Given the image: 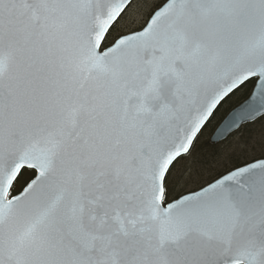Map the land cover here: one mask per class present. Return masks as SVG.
I'll return each mask as SVG.
<instances>
[{"label": "snow or ice", "instance_id": "obj_1", "mask_svg": "<svg viewBox=\"0 0 264 264\" xmlns=\"http://www.w3.org/2000/svg\"><path fill=\"white\" fill-rule=\"evenodd\" d=\"M136 3L0 0V264H264V155L172 195L234 89L215 137L264 119V0H162L112 36Z\"/></svg>", "mask_w": 264, "mask_h": 264}, {"label": "rangeland", "instance_id": "obj_2", "mask_svg": "<svg viewBox=\"0 0 264 264\" xmlns=\"http://www.w3.org/2000/svg\"><path fill=\"white\" fill-rule=\"evenodd\" d=\"M159 3H162V0H137V3L129 9V15L126 19L117 24L112 36H115L118 32H126L130 27L138 26L147 18L149 11ZM109 39H111V36ZM246 96L247 94L245 95L243 91H237L230 96L219 107L208 126L200 133L196 147L177 163L174 173L179 179L173 185V196L205 185L219 171L222 172L231 168L233 161H238L241 164L246 160H251L253 157L264 155V119L249 126H246L247 124L243 125L238 131L218 143L213 149L217 154L214 158H212V154L209 155L208 151L200 152L197 149L199 144H203L206 140L208 141L220 119L231 108L244 100ZM27 177H29V174L25 172L18 184L23 183Z\"/></svg>", "mask_w": 264, "mask_h": 264}, {"label": "trees", "instance_id": "obj_3", "mask_svg": "<svg viewBox=\"0 0 264 264\" xmlns=\"http://www.w3.org/2000/svg\"><path fill=\"white\" fill-rule=\"evenodd\" d=\"M253 83H254V81H248V82H246L243 86H241L237 91H243L244 94H245V95L247 94V96H248V94H249V92H250V90H251V88H252V86H253ZM237 91H235L234 93H236ZM234 93H233V94H234ZM233 94H231L230 96H232ZM242 95H243V93H242ZM230 96H229V97H230ZM247 96H246V97H247ZM229 97H228V98H229ZM228 98H227V99H228ZM227 99H226V100H227ZM226 100H225V101H226ZM225 101L223 102V104L225 103ZM217 111H218V110H217ZM217 111H216L215 113H217ZM215 113H214V115H215ZM214 115L212 116V118L214 117ZM212 118L210 119V121L212 120ZM261 120H262V119H257L255 122H252V123H250V124H247L246 126H249V125H251V124H255V123H259ZM210 121L208 122V124L210 123ZM208 124L205 126V128L208 126ZM205 128H204V129H205ZM199 135H200V134H199ZM199 135H198V137L196 138V140L194 141V144H193V148H192V150L196 147V142H197V140H198V138H199ZM198 146H199V147H198L197 149H199L200 152H201V151H208V152H209V155L212 154V158H214V157L217 155L216 152L213 151V149H214V147H216V145H211L207 140H206L205 142H203V144H199ZM192 150H191V151H192ZM232 163H233V164H231L232 167H233L234 165L239 164L238 161H233ZM241 164H243V163H241ZM224 171H225V170H224ZM224 171H222V172H224ZM219 173H221V171H219L218 173H216L214 178H217ZM211 180H212V179H211ZM211 180H210V181H211ZM16 187H17V188H20V187H21V184H18V183H17Z\"/></svg>", "mask_w": 264, "mask_h": 264}, {"label": "water", "instance_id": "obj_4", "mask_svg": "<svg viewBox=\"0 0 264 264\" xmlns=\"http://www.w3.org/2000/svg\"><path fill=\"white\" fill-rule=\"evenodd\" d=\"M255 86H256V84H255V81H254V84H253V87H252V89H251V92H250V94L248 95V97L245 99V100H243L242 102H240L238 105H236L235 107H233L231 110H229L226 114H225V116L218 122V124L215 126V128L213 129V131H212V133H211V135H210V137H209V139H208V142L211 144V145H216V144H218V143H220L221 141H223L224 139H217L216 137H215V132H216V129L219 127V126H221L222 124H223V122L229 117V115L231 114V113H233L234 111H236V110H238L240 107H241V105H243L245 102H246V100L249 98V96L251 95V93L255 90ZM241 87V86H240ZM240 87H238L237 89H234L227 97H225L224 98V100L217 106V108L214 110V113L218 110V108L223 104V102L233 93V92H235L236 90H238ZM214 113H213V115H214ZM212 115V116H213ZM212 116L210 117V119L212 118ZM210 119H209V121H210ZM208 121V122H209ZM208 122L206 123V125L208 124ZM249 123H251V122H249ZM247 124V123H246ZM205 125V126H206ZM242 125H245V124H242ZM241 125V126H242ZM205 126L203 127V129L205 128ZM240 126V127H241ZM202 129V130H203ZM202 130H201V132H202ZM200 132V133H201ZM235 131H233L232 133H234ZM199 133V134H200ZM198 134V135H199ZM228 137V136H227ZM226 139V138H225Z\"/></svg>", "mask_w": 264, "mask_h": 264}, {"label": "flooded vegetation", "instance_id": "obj_5", "mask_svg": "<svg viewBox=\"0 0 264 264\" xmlns=\"http://www.w3.org/2000/svg\"><path fill=\"white\" fill-rule=\"evenodd\" d=\"M24 173H25V172H24ZM26 173H28L29 176H30V172H27V171H26ZM21 177H22V176H21ZM21 177H20V178H21ZM28 178H29V177H27V179H25L24 182H25L26 180H28ZM24 182L21 184V186L24 184Z\"/></svg>", "mask_w": 264, "mask_h": 264}]
</instances>
